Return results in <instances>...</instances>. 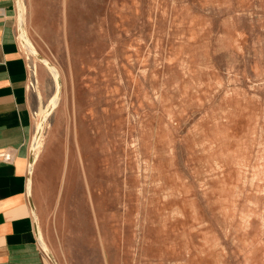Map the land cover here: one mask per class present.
Here are the masks:
<instances>
[{
	"label": "rangeland",
	"instance_id": "374dc122",
	"mask_svg": "<svg viewBox=\"0 0 264 264\" xmlns=\"http://www.w3.org/2000/svg\"><path fill=\"white\" fill-rule=\"evenodd\" d=\"M16 25L53 264H264V0H16Z\"/></svg>",
	"mask_w": 264,
	"mask_h": 264
},
{
	"label": "crops",
	"instance_id": "0c3cea01",
	"mask_svg": "<svg viewBox=\"0 0 264 264\" xmlns=\"http://www.w3.org/2000/svg\"><path fill=\"white\" fill-rule=\"evenodd\" d=\"M16 26V0H0V152L11 154L0 160V264H53L40 246L27 190L35 126Z\"/></svg>",
	"mask_w": 264,
	"mask_h": 264
},
{
	"label": "bare ground",
	"instance_id": "6f19581e",
	"mask_svg": "<svg viewBox=\"0 0 264 264\" xmlns=\"http://www.w3.org/2000/svg\"><path fill=\"white\" fill-rule=\"evenodd\" d=\"M21 14V13H20ZM19 19V31H20V33H19V37H20V40H21V44H22V46L30 53V54H32V55H35V50H34V46L30 43V41L27 39V37L25 36V34H27V33H25V30L22 28V26H21V20H22V16L20 15V18H18ZM38 54V53H37ZM49 64V63H48ZM58 82V81H57ZM56 83V82H55ZM59 88V87H58ZM58 88H57V90H58ZM58 95V94H57ZM56 96V95H55ZM55 98V97H54ZM55 100V99H54ZM50 102H53V99L50 101ZM57 103V102H56ZM51 109V108H50ZM47 110H49V109H47ZM46 114H47V112H46ZM37 126H40L41 125V122H37ZM42 127V126H41ZM40 128V127H39ZM37 134V133H36ZM38 135V134H37ZM40 136V135H39ZM34 137V136H33ZM37 141V140H36ZM35 141V142H36ZM32 145H33V143H32ZM37 145V144H36ZM34 146V145H33ZM37 147V146H36ZM33 148V147H32ZM33 151V150H32ZM34 154H36V153H34ZM34 156V155H33ZM32 156V157H33ZM20 158V157H19ZM34 160H35V158H34ZM33 160V161H34ZM30 163V162H29ZM31 167V166H30ZM30 170H32V169H30ZM29 170V171H30ZM31 172V171H30ZM31 174V173H30ZM31 177V176H30ZM30 183L31 182H28V184H27V190H29L30 189ZM28 192H30V190L28 191ZM33 208V207H32ZM33 210V209H32ZM35 212V211H34ZM34 216H35V214H34ZM36 218V217H35ZM37 219V218H36ZM36 228V227H35ZM38 234V236H39V239L41 238V233L40 232H38L37 233ZM38 239V240H39ZM42 242V245H43V247L47 250L48 248H47V246L45 245V243L43 242V241H41Z\"/></svg>",
	"mask_w": 264,
	"mask_h": 264
},
{
	"label": "built area",
	"instance_id": "2783aa9c",
	"mask_svg": "<svg viewBox=\"0 0 264 264\" xmlns=\"http://www.w3.org/2000/svg\"><path fill=\"white\" fill-rule=\"evenodd\" d=\"M28 85L31 86L32 83L31 82H28ZM0 160H3V161H10L11 160V154L9 152H0Z\"/></svg>",
	"mask_w": 264,
	"mask_h": 264
}]
</instances>
